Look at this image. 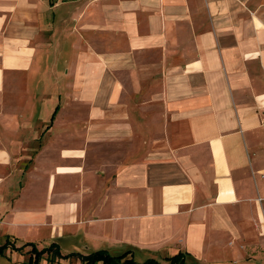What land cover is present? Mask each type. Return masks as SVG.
I'll return each mask as SVG.
<instances>
[{"label":"crops","instance_id":"crops-1","mask_svg":"<svg viewBox=\"0 0 264 264\" xmlns=\"http://www.w3.org/2000/svg\"><path fill=\"white\" fill-rule=\"evenodd\" d=\"M0 224L264 264V0H0Z\"/></svg>","mask_w":264,"mask_h":264},{"label":"rangeland","instance_id":"rangeland-1","mask_svg":"<svg viewBox=\"0 0 264 264\" xmlns=\"http://www.w3.org/2000/svg\"><path fill=\"white\" fill-rule=\"evenodd\" d=\"M49 233L44 227L6 228L0 224V264L46 263L52 255H56L53 251L58 250L52 244L58 237L49 236ZM64 238L66 242L71 239L70 236ZM67 244L64 246L69 248Z\"/></svg>","mask_w":264,"mask_h":264},{"label":"trees","instance_id":"trees-1","mask_svg":"<svg viewBox=\"0 0 264 264\" xmlns=\"http://www.w3.org/2000/svg\"><path fill=\"white\" fill-rule=\"evenodd\" d=\"M53 253H56L57 254L58 253V250L53 251ZM124 253H126V252H124ZM178 255L179 254L174 255V257L176 258ZM101 258L104 259L103 260L104 262H107L106 260H108V259H110L112 257H110L109 255H107L102 250L93 251V252H90V253H88V254H86V255H84V256L81 257V259L85 263H91L93 260H95V259H101ZM178 259H179V257H178ZM178 259H176L175 262L177 264H180V261H178ZM170 260H171V258H170ZM172 260H174V259L172 258ZM145 263H147V262H145Z\"/></svg>","mask_w":264,"mask_h":264}]
</instances>
